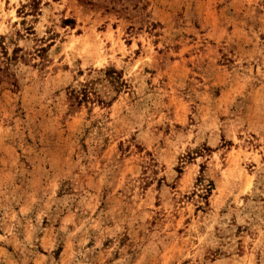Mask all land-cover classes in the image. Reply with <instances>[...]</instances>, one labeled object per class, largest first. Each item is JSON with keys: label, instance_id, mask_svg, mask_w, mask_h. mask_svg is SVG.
<instances>
[{"label": "rangeland", "instance_id": "obj_1", "mask_svg": "<svg viewBox=\"0 0 264 264\" xmlns=\"http://www.w3.org/2000/svg\"><path fill=\"white\" fill-rule=\"evenodd\" d=\"M0 264H264V0H0Z\"/></svg>", "mask_w": 264, "mask_h": 264}, {"label": "trees", "instance_id": "obj_2", "mask_svg": "<svg viewBox=\"0 0 264 264\" xmlns=\"http://www.w3.org/2000/svg\"><path fill=\"white\" fill-rule=\"evenodd\" d=\"M110 72V71H108ZM107 71H105V77H109L111 80L110 82L114 85H119L121 86L122 83H120V78L118 77H113V75H109ZM112 72V71H111ZM89 88L87 84L83 85V88H81L80 90L76 91V90H71L70 91V99H73L74 101H77L78 103H80L81 101H85L88 98V94L90 91H88ZM102 102V101H101Z\"/></svg>", "mask_w": 264, "mask_h": 264}]
</instances>
